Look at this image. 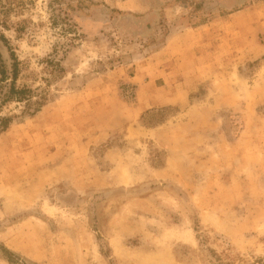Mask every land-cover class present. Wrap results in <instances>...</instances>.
Masks as SVG:
<instances>
[{"label":"rangeland","instance_id":"obj_1","mask_svg":"<svg viewBox=\"0 0 264 264\" xmlns=\"http://www.w3.org/2000/svg\"><path fill=\"white\" fill-rule=\"evenodd\" d=\"M0 264H264V0H0Z\"/></svg>","mask_w":264,"mask_h":264},{"label":"trees","instance_id":"obj_2","mask_svg":"<svg viewBox=\"0 0 264 264\" xmlns=\"http://www.w3.org/2000/svg\"><path fill=\"white\" fill-rule=\"evenodd\" d=\"M12 59L13 60H16L15 59V56L14 55H12ZM58 63H59V65H60V63H61V60L60 61H58ZM3 71V70H2ZM18 68H17V64L15 63L14 65H13V79H12V85L10 86V92L8 93V98L7 99H11L12 101H16V102H22V103H26V102H28V101H30V100H28V101H26L25 102V100H23L24 99V96L25 95H31L32 94V92L31 91H27V90H16V87H15V79L17 78V75H18ZM1 75H5V72L3 71V72H1ZM3 81V80H2ZM11 123V120L10 119H2L1 120V125L3 126V131L9 126V124ZM7 253L8 254H10V255H13L12 253H10V252H8L7 251Z\"/></svg>","mask_w":264,"mask_h":264}]
</instances>
